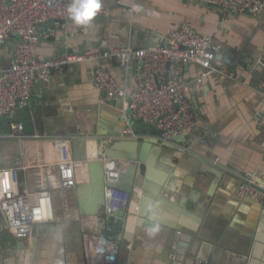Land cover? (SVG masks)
Here are the masks:
<instances>
[{
    "label": "crops",
    "instance_id": "0c3cea01",
    "mask_svg": "<svg viewBox=\"0 0 264 264\" xmlns=\"http://www.w3.org/2000/svg\"><path fill=\"white\" fill-rule=\"evenodd\" d=\"M102 6L110 11L105 20L52 25L56 30L40 38L37 57L159 44L169 30L187 25L213 36L217 58L235 79L208 76L197 82L200 67L183 65L180 78L187 85L195 126L162 141L138 121L135 137H121L154 141L137 147L142 159L135 162L148 180V191L137 203L140 217L130 216L125 227L121 219L110 218L99 230L96 216L79 212L76 188L55 189L54 220L36 225L28 241L15 240L0 213V264H86L87 230L119 242L113 264H264V209L237 195L242 177L264 181V133L257 125L264 114V70L254 66L264 50V12L254 18L197 0H102ZM14 42L8 39L0 47V68L10 64ZM98 62L120 85L133 86V63L123 68L116 59ZM93 66L73 63L60 71H39L29 105L0 118L3 133L9 122L18 121L25 135H40L22 143L0 139V168L28 165L21 177L30 191L39 187L40 166L52 153L51 137L80 135V141H71L72 150L87 160L99 157L98 145L135 120L120 103L100 100L92 85ZM134 165L120 164L125 173ZM123 182L131 189L125 176Z\"/></svg>",
    "mask_w": 264,
    "mask_h": 264
},
{
    "label": "built area",
    "instance_id": "2783aa9c",
    "mask_svg": "<svg viewBox=\"0 0 264 264\" xmlns=\"http://www.w3.org/2000/svg\"><path fill=\"white\" fill-rule=\"evenodd\" d=\"M72 0H0V47L10 35L15 36L10 64L0 68V118L10 115L15 107H26L33 95L34 79L39 71L50 73L60 71L73 63H94L92 85L103 102L120 103L123 110H131L136 121L149 122L160 131L162 141L170 140L179 132L195 126V112L187 98V85L180 78L183 65L196 64L200 67L197 82L208 76L234 80L236 74L224 61L217 58L218 46L211 34L199 33L187 25L169 30L165 42L140 48L110 47L84 53H64L59 56L37 57L36 47L40 38L47 39L56 28L50 26L39 32L37 24L48 19L72 22L68 18L67 7ZM232 13L248 14L258 18L264 12V0H197ZM110 14L109 8L102 6L98 13ZM100 58L116 59L127 68L133 63L134 84L130 89L120 85L109 69L100 64ZM254 66L264 70V50ZM251 71V69L249 70ZM264 97V92H263ZM257 125L264 133V114L258 116ZM126 121L119 137H135ZM23 125L18 121L9 122L8 132L0 129V139H15L24 142L27 137ZM71 137L60 135L51 137L52 153L38 174L39 187L30 191L21 171L28 168H0V213L6 231L18 241H28L34 227L52 222L55 218L53 192L55 189L69 190L84 183L89 164L98 160L106 185L102 214L109 215L115 210H129L135 217L139 209L137 203L131 205L130 193L122 182L124 161L107 156L88 158L74 153ZM41 164V163H40ZM117 184L111 187L107 184ZM253 177H242L237 188L240 198H250L264 209V186L255 188ZM141 195V191H136ZM86 264H113L117 260L119 242L100 233L83 232Z\"/></svg>",
    "mask_w": 264,
    "mask_h": 264
},
{
    "label": "water",
    "instance_id": "95a60500",
    "mask_svg": "<svg viewBox=\"0 0 264 264\" xmlns=\"http://www.w3.org/2000/svg\"><path fill=\"white\" fill-rule=\"evenodd\" d=\"M106 17L101 14H97L92 21L97 20H105ZM61 23L62 20L60 19H48L44 22H40L37 24L39 31H45L47 27H50L54 25L55 23ZM9 39L15 40L14 35H10ZM127 112H132L131 110H128ZM147 130H152L156 136H160V131L157 130L153 125H148L147 122H142ZM139 124L138 121L133 120L130 123L131 130H135V127ZM141 124V123H140ZM139 124V125H140ZM81 136L76 134L73 137H71L72 142L73 141H80ZM89 141H92L91 138H89ZM147 140V139H146ZM83 141V140H82ZM154 141L148 140V141H142L135 139H129L126 138L123 139L121 137H113L111 141H102L98 145V151L97 154L101 156H107L111 158H116L118 160L122 161H128L129 164L135 163L133 171L131 172H124L122 171V182H123V176L126 178L127 184L131 187V189L128 188L130 193V199L134 201L135 203L140 202L141 196L138 198V195L136 193V190L141 191V195L145 194L148 190V185L145 183L147 180V177H145V174H140V165L138 162H135L138 159H142V154L137 155V147L140 143H143V146L148 145V143H151ZM141 146V145H140ZM139 146V147H140ZM100 150V151H99ZM101 150L104 151V153H101ZM143 153V151H141ZM103 154V155H102ZM90 170H88L87 178L84 183L79 184L76 187L75 193L79 197V212L82 215L85 216H96L97 218V226L99 227V230H102L106 227L107 221L111 219H121L122 224L121 227H125V224L128 220V218L131 216V213L129 210H115L109 215H103L102 214V207L104 205V187L106 185V182L104 181L103 174L100 169L98 170H92L89 164ZM253 180L255 181V188L261 190L259 186H264V181L259 178L253 177ZM124 183V182H123ZM111 187H116L117 184H107ZM147 185V186H146ZM135 190V191H134ZM141 209L139 207L138 211L135 214V217L141 216ZM149 225V224H147ZM37 226L34 227V230ZM123 229V228H122ZM33 230V231H34ZM101 233V232H100ZM109 237V236H107ZM20 243V242H19Z\"/></svg>",
    "mask_w": 264,
    "mask_h": 264
},
{
    "label": "clouds",
    "instance_id": "9594fccd",
    "mask_svg": "<svg viewBox=\"0 0 264 264\" xmlns=\"http://www.w3.org/2000/svg\"><path fill=\"white\" fill-rule=\"evenodd\" d=\"M101 8L102 0H72L67 7L68 18L76 25H88Z\"/></svg>",
    "mask_w": 264,
    "mask_h": 264
},
{
    "label": "bare ground",
    "instance_id": "6f19581e",
    "mask_svg": "<svg viewBox=\"0 0 264 264\" xmlns=\"http://www.w3.org/2000/svg\"><path fill=\"white\" fill-rule=\"evenodd\" d=\"M84 139V138H83ZM90 167L92 170H98L100 168V163L98 160H92L90 162Z\"/></svg>",
    "mask_w": 264,
    "mask_h": 264
}]
</instances>
